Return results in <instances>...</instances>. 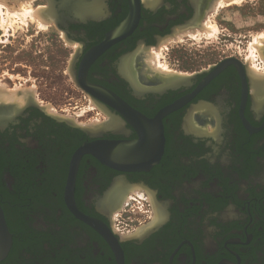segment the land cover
<instances>
[{"label":"flooded vegetation","instance_id":"af4514ba","mask_svg":"<svg viewBox=\"0 0 264 264\" xmlns=\"http://www.w3.org/2000/svg\"><path fill=\"white\" fill-rule=\"evenodd\" d=\"M210 1L139 0L136 27L111 40L131 0H48L43 14L77 46L78 83L106 89L136 115L84 90L108 117L86 132L32 102L0 112V207L13 239L0 264H264V74L254 78L239 60L210 79L221 63L163 85L136 76L142 55L198 26ZM174 105L162 132L143 124ZM161 137L149 170L121 171L85 154L72 174L85 144ZM130 204L143 211L127 224L120 213Z\"/></svg>","mask_w":264,"mask_h":264},{"label":"rangeland","instance_id":"374dc122","mask_svg":"<svg viewBox=\"0 0 264 264\" xmlns=\"http://www.w3.org/2000/svg\"><path fill=\"white\" fill-rule=\"evenodd\" d=\"M20 1L26 6L21 2L18 5L42 16L26 15L24 21L17 17L12 24L5 17V10L0 13V94L8 95L9 91L12 95L10 93L14 91V95L22 97L28 93V99L18 106L33 102L43 107L46 114L71 120L84 128L104 123L107 114L84 93L71 72L77 46L67 39L51 14H43L49 10L48 0ZM219 1L222 3L218 0L209 2L198 26L162 42L160 48L144 53L137 70H142L147 63L151 66L152 59L157 57V62L160 66L165 65L169 73L162 72L163 67L159 68V73L155 66H151L152 75L147 77L156 82V79L162 81L164 73L188 78L209 71L226 59L235 58L245 63L253 75L255 72V75L264 74V56L252 48L257 42L264 47V0H228L229 5L225 3L227 0ZM10 3L13 5V1L8 0ZM214 3H218V8ZM209 25L216 27L215 34L203 32L205 27H211ZM2 88L7 93L5 90L1 92ZM15 104L17 102H0V106ZM138 207L132 208L131 204L125 207L120 213L122 221L131 224L135 216L140 218L143 207Z\"/></svg>","mask_w":264,"mask_h":264},{"label":"water","instance_id":"95a60500","mask_svg":"<svg viewBox=\"0 0 264 264\" xmlns=\"http://www.w3.org/2000/svg\"><path fill=\"white\" fill-rule=\"evenodd\" d=\"M131 5H132V10L129 17L119 27L116 28L114 33L111 35L110 38L111 40L120 39L128 35L136 27L140 14L139 0H131ZM101 50H102L101 47H96L86 55L82 70L84 74H86V71L93 58L96 57ZM76 59H77V54L74 56L71 64V72L75 80H76V68H75ZM230 63L241 64V62L238 59L235 58L226 59L223 62H221V64L218 65L216 69L209 75V79L214 75H216V73L221 71L225 66H227ZM83 81L85 83L84 82L78 83V81L76 80L78 86L82 90H84L85 92L91 91L94 94H99V93L108 94L109 97L113 100V102L119 104L120 109H122L123 114L127 119L130 120V117L132 118L134 115H136V112L133 109H131V107H129L124 101L119 99V97H117L116 95L112 94L111 92L99 86H92L90 87L91 90L90 89L88 90V88L84 86V84H88L86 78ZM33 104L39 109L45 111L43 107H40L35 103ZM14 106L15 105L0 106V112L2 113L3 111H6L7 114L12 115L14 113H20L22 111V108L17 110V108H15ZM176 108H177L176 105L171 106L165 109L162 113H160L157 119L152 121L145 120L143 124L151 125L155 130H158L157 128L160 127L161 128L160 131L162 132L163 131L162 117H164L166 114H168L169 112L173 111ZM1 113L0 116L2 115ZM49 116L58 123H64L72 128H77L86 132L84 127L75 124L71 120L56 117L53 115H49ZM3 122L4 120H0V124H3ZM155 142L158 144L151 145L154 144ZM155 142L150 143L147 138L135 142H118V143L108 142V143L85 144L74 155L72 174L74 175L75 167L78 165V162L80 161L81 157L85 154H92L97 158H99L104 164L121 171L149 170L151 167H153L155 164L159 162L162 153L164 151V144H165L164 137H161ZM12 244H13L12 235L9 232V228L7 226L3 211L0 207V261L8 255L12 247Z\"/></svg>","mask_w":264,"mask_h":264},{"label":"bare ground","instance_id":"6f19581e","mask_svg":"<svg viewBox=\"0 0 264 264\" xmlns=\"http://www.w3.org/2000/svg\"><path fill=\"white\" fill-rule=\"evenodd\" d=\"M9 1H13V5H11V3H10V5L8 4V0H0V13H2L4 10V14L6 13V15L7 16H5V17H8V21H9V23L10 22H12V24L14 23L13 22V20L14 19H16L17 17L19 18V17H21L22 19H20V20H23L24 21V17L26 16V15H29V17L30 16H33L34 18H37L38 16L37 15H39L40 17L42 16L41 14H39V12H38V14H37V11H35V12H33L32 10H26V9H24L23 7H22V5H18V3L19 4H23V2L22 1H20V0H9ZM27 1V0H26ZM223 1V0H222ZM225 1V0H224ZM230 1H232V0H230ZM21 2V3H20ZM30 2V1H29ZM29 2H28V4H29ZM216 2V1H215ZM218 2H221V1H219L218 0ZM228 3V0L227 1H225V3ZM238 2H240V1H237V3ZM222 3V2H221ZM220 3V4H221ZM227 3H226V5H227ZM26 3H24L23 5H25ZM215 4V3H214ZM231 4V3H230ZM215 5H217V8H218V3L217 4H215ZM224 5V4H223ZM222 5V6H223ZM228 5H229V3H228ZM26 6V5H25ZM29 6V5H28ZM222 6H220V7H222ZM16 7H18L20 10H18ZM216 7V6H215ZM214 8V7H213ZM50 10V9H49ZM1 16V15H0ZM37 16V17H36ZM3 17V16H2ZM4 17V18H5ZM28 17V16H27ZM33 17H31L32 19H33ZM39 17V18H40ZM49 17V16H48ZM6 19V18H5ZM36 20H38V19H36ZM2 21V20H1ZM6 21V20H5ZM19 21V20H18ZM23 21H21V22H23ZM45 21V20H44ZM3 22V24L5 23L4 22V20L2 21ZM40 22V21H39ZM43 23V22H42ZM41 23V24H42ZM47 24V23H46ZM42 25H44V23L42 24ZM205 25H207V24H205ZM8 26H10V24L8 25ZM209 26H211V25H209ZM214 26V25H213ZM3 27V26H2ZM205 27V26H204ZM208 28L210 29V31H212V32H210L209 30H208ZM7 29V28H6ZM5 29V30H6ZM216 29V27L215 28H212V26L211 27H207V29H206V27H205V31L203 30V32H209V33H214V31H215V33H216V31H217V29ZM195 33V32H194ZM194 33H193V35H194ZM214 33V34H215ZM209 35H213V34H209ZM179 36V35H178ZM195 36H196V33H195ZM195 36H193V37H195ZM261 37V36H260ZM259 37V38H260ZM262 38H264V36H262ZM261 39V38H260ZM259 39V40H260ZM264 41V40H263ZM262 42V41H261ZM255 43V42H254ZM253 43V44H254ZM263 46V45H262ZM261 45H260V43L259 42H257L256 43V45L253 47L252 46V48L253 49H255L254 51H260L259 53H261L262 54V56H264V47H262ZM261 47H262V49H261ZM260 49V50H259ZM257 53V52H256ZM258 54V53H257ZM151 56V55H150ZM153 56V55H152ZM259 56H261L260 54H259ZM159 57V56H158ZM151 59V58H150ZM158 58L157 57H155L154 56V58L152 59V64H151V66H155L156 68H157V70H159L158 72L159 73H161V70H162V72H165L164 70H166L167 71V69H166V66L165 65H163V66H160V64H159V62H157L158 60H157ZM149 60V59H148ZM148 60H147V62H148ZM144 62H145V60H144ZM140 65V64H139ZM151 66L147 63V65H143V68H142V70H140V71H136V76L138 77V78H141V76H143L142 78L143 79H147L148 80V77H147V75H152V72H150V68H151ZM160 66V67H159ZM164 66H165V68H164ZM163 67V68H162ZM161 70H160V69ZM154 70V69H153ZM253 71V70H252ZM154 72V71H153ZM168 72V71H167ZM169 73V72H168ZM171 73V72H170ZM255 73H257V72H255ZM255 73H254V75L253 76H255L254 78H256V76H258L257 74L255 75ZM155 76H157V74L155 75ZM259 77H261V76H259ZM182 78H184V77H177V76H172V74H166V73H164L163 74V77H162V84H167V83H172V82H174V81H178V80H180V79H182ZM258 78V77H257ZM260 79H262V78H260ZM259 78H258V80H260ZM255 80V79H254ZM257 80V81H258ZM263 80V79H262ZM259 83V82H258ZM254 84L255 86H257V90L258 91H256V92H261V90H262V84L260 83V84ZM3 90H1V92H3L5 89L4 88H2ZM4 92H6L7 93V91L5 90ZM14 92V91H13ZM13 92H11L10 94H12V95H9V91H8V95H6V94H0V102H17V104H15V106H16V108L18 107V105L19 104H22L23 103V101L24 100H26V99H28V93H24V95L22 96V97H20V96H18V95H14V93ZM19 94V93H18ZM2 96V97H1ZM116 197L114 196H112L111 197V201H112V199L114 200ZM120 199H121V197H120ZM120 201V200H119ZM124 203V202H123ZM120 207V206H119Z\"/></svg>","mask_w":264,"mask_h":264}]
</instances>
